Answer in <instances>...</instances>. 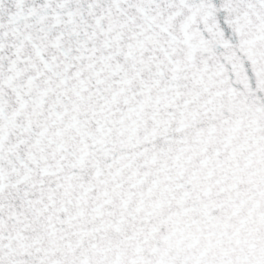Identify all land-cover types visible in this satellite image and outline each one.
<instances>
[{"label": "snow or ice", "instance_id": "obj_1", "mask_svg": "<svg viewBox=\"0 0 264 264\" xmlns=\"http://www.w3.org/2000/svg\"><path fill=\"white\" fill-rule=\"evenodd\" d=\"M0 264H264V0H0Z\"/></svg>", "mask_w": 264, "mask_h": 264}]
</instances>
